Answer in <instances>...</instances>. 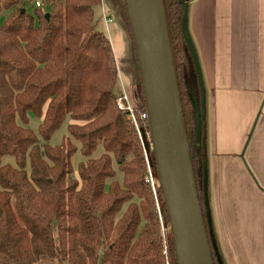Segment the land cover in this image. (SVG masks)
<instances>
[{
	"label": "trees",
	"instance_id": "obj_1",
	"mask_svg": "<svg viewBox=\"0 0 264 264\" xmlns=\"http://www.w3.org/2000/svg\"><path fill=\"white\" fill-rule=\"evenodd\" d=\"M163 1L209 234L204 185L198 180L205 168L209 177L207 93L204 107L183 33L184 0ZM27 2L0 0V16L8 12L0 22V264H166L165 245L170 263L177 264L149 124L141 119L146 112L142 82L143 106L135 111L143 141L129 112L117 105L118 64L95 17L102 0H43L42 7ZM195 104L202 116L199 141ZM31 115L41 120L38 134L29 128ZM67 119L68 138L52 146ZM143 143L152 158L155 189ZM100 146L104 153L95 159ZM79 150L86 160L77 178L72 159ZM6 156L15 159L14 166L3 163ZM211 228L224 264L213 223ZM212 252L215 264H221L213 247Z\"/></svg>",
	"mask_w": 264,
	"mask_h": 264
},
{
	"label": "crops",
	"instance_id": "obj_2",
	"mask_svg": "<svg viewBox=\"0 0 264 264\" xmlns=\"http://www.w3.org/2000/svg\"><path fill=\"white\" fill-rule=\"evenodd\" d=\"M188 30L207 93L219 250L224 264H264V0H193Z\"/></svg>",
	"mask_w": 264,
	"mask_h": 264
},
{
	"label": "water",
	"instance_id": "obj_3",
	"mask_svg": "<svg viewBox=\"0 0 264 264\" xmlns=\"http://www.w3.org/2000/svg\"><path fill=\"white\" fill-rule=\"evenodd\" d=\"M124 1L145 96L157 177L168 214L177 264H215L212 247L223 264L211 228L207 168L204 170V195L209 234L199 199L164 1ZM189 1L184 0L183 33L195 62L205 107L206 88L201 65L188 30ZM49 16L46 14L47 18ZM195 111L199 141L202 116L197 104Z\"/></svg>",
	"mask_w": 264,
	"mask_h": 264
},
{
	"label": "rangeland",
	"instance_id": "obj_4",
	"mask_svg": "<svg viewBox=\"0 0 264 264\" xmlns=\"http://www.w3.org/2000/svg\"><path fill=\"white\" fill-rule=\"evenodd\" d=\"M28 0H26L27 2ZM34 1V0H32ZM41 3L43 0H40ZM122 0H102V3L100 6H97L95 8V17L96 21L98 22V29L102 31L111 41L113 50L115 53V57L118 64V75H119V85L117 87V94L118 97L125 92L128 95L130 104L132 107L139 108L143 106L142 104V98H141V92H140V72L138 68V64L136 61V55H135V49L133 46V41L131 39V35L129 33L127 23L125 20V12H124V6H123ZM103 7L105 8V12L107 14H110L112 18H114V22L111 24H106L105 19L103 17ZM27 9L30 13H34L35 6L30 5L27 2ZM47 9H50L47 8ZM8 12H4L0 16V22H3L7 18ZM124 34V35H123ZM41 123L40 119H37L34 116H30V125L29 128L34 130L38 134V127ZM70 123V119H67L65 123L62 125V127L54 134L52 137L50 144L52 146H56L62 143L63 139L68 138V124ZM140 128V127H139ZM141 131V130H140ZM148 141L150 142L149 137L147 136ZM78 145V143H76ZM145 144L143 143V146ZM147 147L144 146V153H145V160L147 162L148 167V173L150 175V171L153 172L151 161L149 159H152L148 156V151L146 149ZM104 153V149L102 146L98 147L97 151L93 154V158H99ZM86 159L82 156L81 151L79 150L75 156L72 159V164L74 167L75 174L74 176L78 178V166L82 161H85ZM4 164H11L15 165V159L10 156H6L3 159ZM148 163L150 166H148ZM156 172V171H155ZM118 180H122L123 175L120 171H118ZM199 182L204 185V173L203 177L200 175L198 177ZM209 201L211 202V190L212 188V177H211V162H210V152H209ZM158 181V185H159ZM157 205L158 213L160 214V205L159 203ZM211 211L213 219L215 218V212L212 206L211 202ZM161 220V219H160ZM162 222V221H161ZM163 223H161L162 226ZM169 232V230H168ZM169 234V233H167ZM42 264H53L48 260H45Z\"/></svg>",
	"mask_w": 264,
	"mask_h": 264
},
{
	"label": "built area",
	"instance_id": "obj_5",
	"mask_svg": "<svg viewBox=\"0 0 264 264\" xmlns=\"http://www.w3.org/2000/svg\"><path fill=\"white\" fill-rule=\"evenodd\" d=\"M34 3L36 5V7H42V3H41L40 0H34ZM105 11L106 10L103 7V17L105 19L106 24L108 25V24L113 23L114 22L113 18H111L109 16V14H107V12H105ZM117 105H118L119 109L125 110V111H128L129 112L130 119H132V121L134 122L135 127H136V129H137V131H138V133H139V135L141 137V140H142L141 131H140V128H139V123H138V116L136 114L135 108L132 107V105L130 104L128 95L125 92H123L117 98ZM141 119L148 122V114H147V112L141 114ZM148 165H149V163H148ZM149 181L151 182L153 188L155 189V179H154V175H153L152 171H150ZM161 221H162L161 223H163L162 218H161ZM165 230L166 229L164 227V224H162V231H163V233H165ZM165 244H166V242H165ZM164 254H165L166 260H167V263L166 264H171L170 263V259H169L168 247L166 245H165Z\"/></svg>",
	"mask_w": 264,
	"mask_h": 264
}]
</instances>
